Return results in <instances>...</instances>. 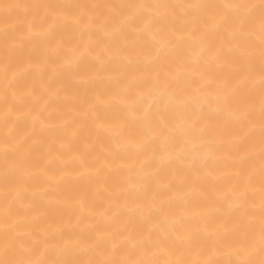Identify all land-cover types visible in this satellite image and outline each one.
<instances>
[{
    "label": "bare ground",
    "instance_id": "bare-ground-1",
    "mask_svg": "<svg viewBox=\"0 0 264 264\" xmlns=\"http://www.w3.org/2000/svg\"><path fill=\"white\" fill-rule=\"evenodd\" d=\"M0 264H264V0H0Z\"/></svg>",
    "mask_w": 264,
    "mask_h": 264
}]
</instances>
